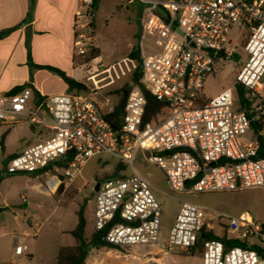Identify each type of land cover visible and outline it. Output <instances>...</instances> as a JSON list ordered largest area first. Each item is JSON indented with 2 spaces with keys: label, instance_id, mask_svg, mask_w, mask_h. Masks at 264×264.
I'll use <instances>...</instances> for the list:
<instances>
[{
  "label": "built area",
  "instance_id": "obj_1",
  "mask_svg": "<svg viewBox=\"0 0 264 264\" xmlns=\"http://www.w3.org/2000/svg\"><path fill=\"white\" fill-rule=\"evenodd\" d=\"M94 1L75 0L73 46L78 56L95 46ZM135 1L141 6L137 48L142 75L139 84L126 92L118 130L105 118L92 89L46 95L35 110L28 109L33 96L28 87L0 99V122L13 124L18 115L27 114L33 123L50 130L46 138L7 160L8 174L60 172L53 183L67 190L91 157L108 153L133 168L131 176L98 183L94 194L93 228L104 232L107 244L119 248L152 245L160 235L161 205L150 182L134 168L139 154L163 171L173 193L264 189V128L260 147L248 114L236 107L239 86L254 99L251 112L264 116V0ZM236 24L247 33V59L233 89L206 99L205 80L218 63L236 56L229 39ZM128 60L132 68L126 71L132 73L136 63ZM142 88L168 104L170 114L163 121L143 122ZM37 111L47 113L52 124H44ZM163 151L167 155L160 154ZM68 157L67 166L60 168L58 163ZM212 215L227 219L228 230L243 246L226 249L222 239H207L202 264H264V223L247 212L230 216L188 201L180 204L166 247L191 251ZM27 252L25 241L14 245L16 255Z\"/></svg>",
  "mask_w": 264,
  "mask_h": 264
},
{
  "label": "rangeland",
  "instance_id": "obj_2",
  "mask_svg": "<svg viewBox=\"0 0 264 264\" xmlns=\"http://www.w3.org/2000/svg\"><path fill=\"white\" fill-rule=\"evenodd\" d=\"M140 12L141 6L135 0L99 1L95 13L96 40L103 63H96L94 66L98 71H108L99 73L83 91L94 90V96L105 113L113 109L120 99V94L114 92L131 88L133 84L132 73L126 70L127 67L132 68L128 59L133 47L137 46ZM94 31L91 27V34H95ZM246 38L245 28L236 24L229 36L236 48V56L218 63L215 71L205 80L203 93L206 99H212L228 88L233 89L239 68L247 59L244 51ZM97 50L100 54L99 48ZM88 51L83 55L86 63L90 61ZM236 107H239L238 103ZM19 119L21 122L13 125L0 122V207L8 208L0 212V264H55L58 247L73 244V239L61 235L59 230L75 228L78 222L76 211L84 202L87 204L86 237L90 239L93 231L94 189L98 179L113 174L118 164L123 166L121 174L125 177L131 176L134 170L114 155L100 154L91 157L81 175L67 190L63 188L62 191H59L62 185H55L54 189L50 187L54 177L61 176L60 172L52 171L41 176L8 174V155L23 150V137L29 132V122ZM134 168L150 182L161 205L159 239L152 245H132L119 250L92 248L86 264H202L199 251L191 254L166 247L182 201L206 206L230 216L247 212L258 222L264 223V189L178 194L169 189L163 171L156 165L145 162L142 154L138 155ZM215 216L206 219V231L221 238L234 236L228 230V220ZM26 218H29L31 227L25 221ZM24 231L30 235L37 233L38 237L28 241L32 255L16 256L13 237Z\"/></svg>",
  "mask_w": 264,
  "mask_h": 264
},
{
  "label": "crops",
  "instance_id": "obj_3",
  "mask_svg": "<svg viewBox=\"0 0 264 264\" xmlns=\"http://www.w3.org/2000/svg\"><path fill=\"white\" fill-rule=\"evenodd\" d=\"M74 9L75 0H0V31L18 26L0 40V99L8 96L15 88H20V91L28 87L33 92L28 109L35 110L38 105L36 103L38 96L43 98L50 94L78 93V91H69L67 84L55 73L46 69L31 68L27 62L28 48L34 64L57 68L85 87H89V83L99 73L108 70L98 71L94 66L96 63H103L101 50L96 40V24L93 43L99 48L100 55L86 63L83 56H78L74 52ZM37 113L44 124L48 126L52 124V119L47 113L44 111H37ZM18 117L24 119L26 123L29 122V132L26 137H23L25 147L50 134V130L45 125L33 123L27 114L18 115L17 122L13 124L21 122ZM13 124L4 123V125ZM18 152L14 151L8 156L11 157ZM25 221L31 227L29 218ZM73 229H61L59 233L72 238L69 232ZM14 237L17 239L15 240ZM14 237L13 246L24 241L28 244V241H33V238L38 236L37 233L30 235L29 232L24 231L21 235ZM222 239L232 240L234 236H224ZM26 255H32L29 245Z\"/></svg>",
  "mask_w": 264,
  "mask_h": 264
},
{
  "label": "trees",
  "instance_id": "obj_4",
  "mask_svg": "<svg viewBox=\"0 0 264 264\" xmlns=\"http://www.w3.org/2000/svg\"><path fill=\"white\" fill-rule=\"evenodd\" d=\"M99 1L100 0L94 1V5H93L94 11L97 10ZM17 27L18 26H14L11 28L1 30L0 40L8 36ZM91 27L93 30H95L94 15H93V21L91 23ZM92 35L94 36V34ZM88 53L90 55V60L100 55L97 48L95 47L90 48ZM129 59H133L136 61V69L132 72L131 81L133 84H139V81L142 75V69H141V60L139 58V51H138L137 46L133 47V49L131 50L129 54ZM27 62L31 68L46 69L58 75L64 81V83L67 84L69 91L79 92V91L86 90L85 85L75 81L73 78L66 75L65 72L57 68L51 67V66H42V65L34 64V62L32 61L29 48L27 51ZM19 89L20 88L13 89L9 93V95L17 93ZM129 90L130 88H125L122 90L115 91L114 93L120 94V99L111 111L105 113V118L110 122V124L115 130H118L122 123V119L124 115V106H125V101H126V92H128ZM143 93L146 97V105H145V110L143 114V122L156 124V123L163 121L170 114V108L168 104L158 101L157 99H155V97H153L151 94H149L144 89H143ZM36 100H37L36 103L39 104L42 100V97L38 96ZM236 103H238L239 105L237 109L245 111L248 114V117L250 119V127L253 131V134L258 138L259 145L261 147L262 139H261L260 133L262 132L264 128V116L257 115L256 113L251 112V109L254 104V99L246 97L244 89L239 86H236ZM69 160H70V157L59 162L58 166L60 168L66 167L67 162ZM45 170H47V168L40 171L39 173H43ZM121 171H123V166L121 164H118L113 174L109 176H105L101 179H98V183H101L106 180H111V179L124 178L125 176L121 174ZM34 175H37V174H34ZM62 189L63 187L61 186L59 188V191H62ZM5 210H8V208L0 207V212L5 211ZM86 210H87V204L85 202L78 207L76 211V214L78 217L77 225L75 226L73 230L69 232V234L74 239V244L60 246L57 252V256H56V264H85L87 258L89 257L90 250L92 248H107L109 250L111 249L119 250L120 249L119 247L107 244L103 240L104 232H96L94 228L90 236V239H87L86 237L87 235L86 234L87 211ZM201 234H204V238L201 237ZM201 234L198 236V241L196 243V246L188 253L193 254L195 251H199L200 253H202L203 243L207 239H222L221 237H218L211 232H207L205 229V226ZM224 245L226 249H230L235 246H243L241 242L235 239L227 240L226 242H224Z\"/></svg>",
  "mask_w": 264,
  "mask_h": 264
},
{
  "label": "water",
  "instance_id": "obj_5",
  "mask_svg": "<svg viewBox=\"0 0 264 264\" xmlns=\"http://www.w3.org/2000/svg\"><path fill=\"white\" fill-rule=\"evenodd\" d=\"M159 12H161L163 15H165L164 11L161 8L159 9ZM160 154L167 155V152L166 151H163V152H160ZM98 187H99V185L97 183L94 190L97 191L98 190ZM201 237L204 238V234H201ZM222 240L224 242H226V239H222Z\"/></svg>",
  "mask_w": 264,
  "mask_h": 264
},
{
  "label": "bare ground",
  "instance_id": "obj_6",
  "mask_svg": "<svg viewBox=\"0 0 264 264\" xmlns=\"http://www.w3.org/2000/svg\"><path fill=\"white\" fill-rule=\"evenodd\" d=\"M50 187H51L52 189H54V188H55V183H51Z\"/></svg>",
  "mask_w": 264,
  "mask_h": 264
}]
</instances>
